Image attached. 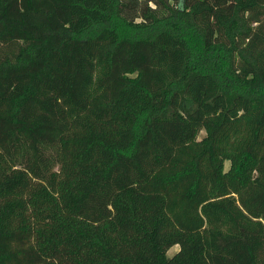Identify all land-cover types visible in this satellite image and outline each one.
<instances>
[{
	"label": "trees",
	"instance_id": "trees-1",
	"mask_svg": "<svg viewBox=\"0 0 264 264\" xmlns=\"http://www.w3.org/2000/svg\"><path fill=\"white\" fill-rule=\"evenodd\" d=\"M0 264H264V0H0Z\"/></svg>",
	"mask_w": 264,
	"mask_h": 264
},
{
	"label": "rangeland",
	"instance_id": "rangeland-1",
	"mask_svg": "<svg viewBox=\"0 0 264 264\" xmlns=\"http://www.w3.org/2000/svg\"><path fill=\"white\" fill-rule=\"evenodd\" d=\"M204 135V131H201L198 138H201ZM229 167V162L225 161L224 162V169L226 170ZM178 249V245H174L171 248H169V250L167 251V255L171 256L174 252H176Z\"/></svg>",
	"mask_w": 264,
	"mask_h": 264
}]
</instances>
